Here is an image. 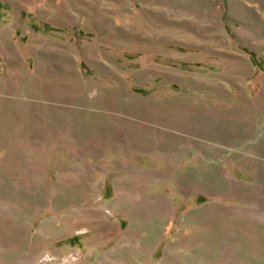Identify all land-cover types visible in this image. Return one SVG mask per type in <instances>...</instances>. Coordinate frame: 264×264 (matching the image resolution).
I'll return each mask as SVG.
<instances>
[{
    "label": "rangeland",
    "instance_id": "obj_1",
    "mask_svg": "<svg viewBox=\"0 0 264 264\" xmlns=\"http://www.w3.org/2000/svg\"><path fill=\"white\" fill-rule=\"evenodd\" d=\"M0 264H264V0H0Z\"/></svg>",
    "mask_w": 264,
    "mask_h": 264
},
{
    "label": "bare ground",
    "instance_id": "obj_2",
    "mask_svg": "<svg viewBox=\"0 0 264 264\" xmlns=\"http://www.w3.org/2000/svg\"><path fill=\"white\" fill-rule=\"evenodd\" d=\"M166 30V29H165ZM60 76V75H59Z\"/></svg>",
    "mask_w": 264,
    "mask_h": 264
}]
</instances>
